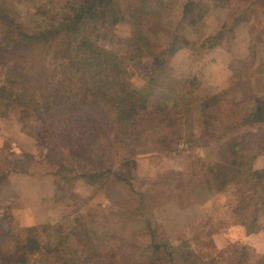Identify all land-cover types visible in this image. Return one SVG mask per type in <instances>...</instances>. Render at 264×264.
I'll use <instances>...</instances> for the list:
<instances>
[{
    "label": "rangeland",
    "instance_id": "1",
    "mask_svg": "<svg viewBox=\"0 0 264 264\" xmlns=\"http://www.w3.org/2000/svg\"><path fill=\"white\" fill-rule=\"evenodd\" d=\"M70 1L73 0H14L10 19L24 29L34 30L55 13L71 10ZM187 1L147 0L150 39L161 45L168 41L170 45L176 39L178 48L173 55L167 52L168 65L158 76L152 71L149 58H128L127 22L86 29L104 51L124 58L127 85L182 101L188 109L185 118L178 120L177 130L171 128L163 137L179 138L178 145L151 141L139 146L135 164L114 167L117 174L103 175L92 183L84 179L68 183L62 180L61 185L69 194L57 199L54 193L58 189V167L56 160L47 158L48 149L40 138L44 135L42 128H52L51 116L48 119L40 115L41 111L21 114L20 110H9L13 113L7 116L3 103L0 104L1 154L13 152L16 158L30 162L18 172L13 171L12 164L2 166L3 171L9 172L0 182L4 201L0 213L8 210L11 216L4 228L20 238L27 225L38 226L42 244L48 232L54 231L53 238L57 235L60 241L57 244L50 237L51 243L61 246L56 264H68L67 258L60 260L62 257L73 258L79 264H169L171 254L178 264H185L190 249L204 256L225 251V256L237 264L243 255L242 245L247 246V264H264V233L245 237L239 215L232 212L239 197L210 179V166L225 170L230 167L233 152L239 149L255 153V169L264 170V124L238 126L244 114L264 106V24L256 26L263 34L254 48L244 22L234 26L233 36L227 33L214 39L224 23L232 22L234 2L193 0L198 7L194 12H184L182 6ZM4 70L5 61L0 54V83ZM193 89L201 97L220 92V99L201 110L195 103L189 104L187 93ZM151 121H157L153 105L138 118V124L145 126ZM227 126L231 129H224ZM156 131L155 135L162 133ZM109 155L111 162L118 161V153ZM79 169L78 173L84 170ZM121 174L131 182L122 181ZM166 190L168 203L155 205ZM258 212L264 220V205ZM48 223L59 229L61 226L67 235L66 248L57 228L42 229ZM154 243L160 246L158 250ZM160 254L165 261L158 258Z\"/></svg>",
    "mask_w": 264,
    "mask_h": 264
},
{
    "label": "trees",
    "instance_id": "2",
    "mask_svg": "<svg viewBox=\"0 0 264 264\" xmlns=\"http://www.w3.org/2000/svg\"><path fill=\"white\" fill-rule=\"evenodd\" d=\"M232 1V22L224 23L214 34V39L222 38L227 33L233 36L234 26L244 22L249 27L251 48H254L263 34L257 31L256 26L264 24V0ZM146 3L147 0H73L70 1L71 10L55 13L38 28L29 30L10 19L14 0H0V54L5 61L0 83V104L3 103L7 116L13 113L9 110H20L21 114L27 115L32 111H41L40 115L48 119L51 116L49 121L52 128L49 131L42 128L44 135L41 134L40 138L48 149L47 158L50 157L52 162L56 160L54 164L58 167V189L54 193L57 199L67 198L69 194L61 185L62 180L68 183L74 179H84L92 183V180L103 175L109 177L117 174L114 167L135 164L137 150L143 144L146 146L156 140L166 146L179 144V138L163 137L171 128L176 127L177 130L180 127L178 120L185 118L184 112L188 109H185L182 101L180 103L177 97L154 96L144 88L127 85L124 58L104 51L86 32L91 26L102 28L107 24L127 22L130 26L128 58H149L151 69L158 76L168 65L170 56L167 59V52L173 55L178 48L176 39L170 45L169 41L161 45L150 39ZM182 7L184 12H194L198 6L193 0H188ZM193 92L194 89L187 93L191 100L189 104L194 106L195 103L201 110L220 99V92L204 97L198 95L197 89ZM152 105L157 109V121L140 126L138 118L148 113ZM242 118L244 120L238 126L264 124V106L252 109ZM227 128L231 129L224 127ZM156 129L162 133L155 135ZM75 134L80 138L76 139ZM72 139L74 143L71 144ZM73 148L76 149L75 153L70 151ZM101 148H104L103 153L100 152ZM110 153L119 154L116 163L109 159ZM256 160L255 153L239 149L233 152L230 167H224L225 170L210 166V179H214L219 188L228 192L232 190L239 197L232 212L239 215L245 237L264 233V220L258 212L264 205V170L255 169ZM29 163L16 158L13 152L8 155L0 152V182L9 172L3 171L2 166L12 164L13 171L18 172L19 168ZM80 167L84 170L78 173ZM121 178L122 181L131 182L126 175L121 174ZM157 195L154 200H157ZM165 195H168L167 190L155 205L168 203ZM0 202L2 207L4 201L1 197ZM7 211L0 213V264H50L51 260L56 264L61 246L54 247L51 243L50 237L57 244L60 241L57 235L53 238L55 232H48L42 244L37 234L38 226L27 225L24 235L16 238L18 236H13L9 229L6 231L4 228V222L11 218ZM55 228L62 232V242L66 248L67 235L61 231V226L60 229L52 223L42 226V229L50 231ZM154 247L158 250L160 246L154 243ZM246 247L241 246L243 255L237 256L240 257L237 264H247L244 258L248 254ZM190 250L185 264H234L225 256V251L219 250L210 256L205 253L204 256ZM160 255H157L158 258L165 261L164 256ZM171 257L169 264H178L172 254ZM66 258L68 264H79L73 258L62 257L60 260Z\"/></svg>",
    "mask_w": 264,
    "mask_h": 264
}]
</instances>
